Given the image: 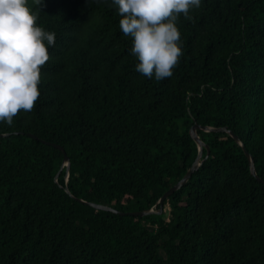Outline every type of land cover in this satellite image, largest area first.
<instances>
[{"label":"trees","instance_id":"16d2710c","mask_svg":"<svg viewBox=\"0 0 264 264\" xmlns=\"http://www.w3.org/2000/svg\"><path fill=\"white\" fill-rule=\"evenodd\" d=\"M28 6L56 43L36 106L0 122V264H264V0L181 14L162 81L136 71L112 0ZM194 124L209 157L161 214L78 200L157 212L197 157ZM201 127L237 136L261 181L236 140Z\"/></svg>","mask_w":264,"mask_h":264},{"label":"clouds","instance_id":"9594fccd","mask_svg":"<svg viewBox=\"0 0 264 264\" xmlns=\"http://www.w3.org/2000/svg\"><path fill=\"white\" fill-rule=\"evenodd\" d=\"M112 5L120 30L132 39L136 71L157 81L170 78L183 54L179 17L191 20L190 10L200 8L201 0H112ZM37 19L28 0H0V122L8 126L36 106L41 69L56 43V33L37 26Z\"/></svg>","mask_w":264,"mask_h":264},{"label":"water","instance_id":"95a60500","mask_svg":"<svg viewBox=\"0 0 264 264\" xmlns=\"http://www.w3.org/2000/svg\"><path fill=\"white\" fill-rule=\"evenodd\" d=\"M199 127L194 124L190 130H189V134L190 136L192 137L193 141L195 142V144L197 145V148H198V154H197V157L194 161V163L192 164V166L190 167V169L186 172V174L183 176V178L177 182L174 186H172L168 191H166L161 197L160 199L158 200L157 204L159 205V208H158V211L155 212L153 209H150V210H147V211H142V212H125V211H121V210H116L114 208H111L109 206H106V205H102V204H96V203H92V202H86V201H82L81 199H78L79 201L81 202H84V203H87L89 204L90 206L94 207V208H97V209H103V210H108V211H111L113 213H118L120 215H128L130 217H143V216H146V215H149V214H152V213H157V214H161L162 211H163V204L164 202L168 199V197L173 194L175 191H177L178 189H180L187 181L188 179L191 177V175L198 169V167L200 166V164L206 160L208 157H209V148L208 146H204L203 142L200 140V138L198 137L197 133H196V130L198 129ZM201 130L205 131V132H226L228 133L234 140L237 141V143L243 148L242 144L239 142L237 136L233 135L230 131H227L225 128H222V129H213V128H208V127H201L200 128ZM34 138H37L35 135H32ZM41 142L45 143V144H50L52 145L54 148H57L59 150L62 151V153L64 154V165L66 166V170H68L69 168V162H68V157L65 153V150L64 148L59 145V144H56V143H51V142H48V141H45V140H42V139H39ZM206 149V155L204 157V159H201L202 157V148ZM244 150V148H243ZM244 154L245 156L247 157V159L249 160V163H250V173L253 177H255L258 181H261L257 176H256V173H255V170H254V166H253V162H252V158L251 156L248 154L247 151L244 150ZM61 169V168H60ZM59 169V171H60ZM58 171V172H59ZM58 172L56 175H58ZM66 191H68L67 188H65Z\"/></svg>","mask_w":264,"mask_h":264},{"label":"rangeland","instance_id":"374dc122","mask_svg":"<svg viewBox=\"0 0 264 264\" xmlns=\"http://www.w3.org/2000/svg\"><path fill=\"white\" fill-rule=\"evenodd\" d=\"M164 212L167 214V212H168V208L167 207L164 208Z\"/></svg>","mask_w":264,"mask_h":264}]
</instances>
